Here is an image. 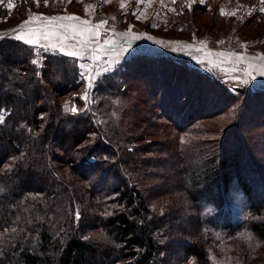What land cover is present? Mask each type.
Returning <instances> with one entry per match:
<instances>
[{
	"label": "trees",
	"instance_id": "16d2710c",
	"mask_svg": "<svg viewBox=\"0 0 264 264\" xmlns=\"http://www.w3.org/2000/svg\"><path fill=\"white\" fill-rule=\"evenodd\" d=\"M68 56L49 55L37 68L31 44L0 38V264H224L214 260V247L235 238L261 253L264 149L252 151L243 138L240 154L217 146L227 136L201 122L228 115L234 104L211 102L217 109L205 112L210 98L200 88L216 85L195 76L179 80L182 86L160 82L157 63L146 87L107 73L95 84L96 106L65 113L78 77L76 65L66 69L76 62ZM165 59L132 56L116 69L139 63L146 72ZM157 112L160 124L150 120ZM142 126L157 130L160 148L138 144ZM180 134L190 136L187 145ZM232 188L248 204L241 222Z\"/></svg>",
	"mask_w": 264,
	"mask_h": 264
},
{
	"label": "rangeland",
	"instance_id": "374dc122",
	"mask_svg": "<svg viewBox=\"0 0 264 264\" xmlns=\"http://www.w3.org/2000/svg\"><path fill=\"white\" fill-rule=\"evenodd\" d=\"M108 2L112 0H105V3ZM158 2L164 4L163 0ZM9 4L12 5L11 8L8 7ZM130 7L132 5L121 8L118 1L105 5L99 0H0V38L12 36L26 42L30 31L32 34L36 33L33 39L40 37L38 42L29 44L33 52L32 62L37 68L42 66L45 57L62 54L51 52L52 50L60 52L68 49L78 54L69 55L68 58L76 62L68 61L66 65L67 70H71L76 65L78 77L72 82L77 89L64 99L65 113L76 114L96 106L101 99L98 98L94 87L98 81H103L107 73L112 72L115 80L121 77L124 80L130 78L132 84L144 83L146 87V84L149 85V79L144 76L148 74L155 76L149 68L152 69L153 65L158 63L156 72L159 75H156L155 79L160 82L167 78L170 85L173 82L182 86L183 81L179 80L195 76L191 79L197 81L209 79L216 85L215 88L203 91L200 88L199 94L210 98L204 108L205 112L217 109L211 102L218 105L222 101L228 107L229 102L234 104L232 108L227 109L232 110L228 115L221 113L213 120L201 122L208 129L227 136L228 139L224 143L222 140L217 145L221 150L230 149L232 153L240 154V147H243L241 138L247 142V148L255 145L252 146V151L261 150V147L264 149V92H259V89H264V76L259 74L264 71V11H262L264 0H172V6L155 7L154 10L153 7L146 5L142 8H137L136 4L133 8ZM37 16L42 18L75 16L81 21H90V25H80L81 29L85 27L92 29L101 22L106 24L99 29L95 47L73 39L59 28L55 29L57 35L44 40L40 34L45 31L51 32L53 29L49 22L43 19H33L21 32L15 31L30 17ZM54 23L69 25L77 22L62 20ZM83 35L91 37L92 31L84 32ZM18 36H23V39ZM134 36L137 38L134 39ZM105 39L115 43L106 46L103 43ZM101 44L105 47H101ZM183 45H189L190 48H185ZM195 49L201 51L197 52ZM136 52L165 57L166 63L150 62L146 65V72L140 71L142 68L139 69V63L129 70L127 66L116 69ZM182 70L192 74L182 73ZM247 72H251L252 75H247ZM131 74L137 75L131 76ZM90 79L93 83L89 87ZM243 80L249 84H245ZM179 88V92L185 91L184 87ZM255 90L260 96H255L253 100L248 99L249 92ZM232 97L236 100L232 101ZM75 98H79L80 101L75 102ZM137 99L145 98L140 94ZM122 100L121 106L128 108L129 101L124 96ZM146 102L148 106L153 104L148 95ZM144 104L145 102L133 103L141 107ZM73 108L76 111H73ZM159 114V112L155 113L154 118H150L151 122L160 124L161 121L157 119ZM5 115V112H1V122ZM144 127L136 131L137 134H142L138 144L150 149L160 148L162 140L157 136V130L154 131L152 128L145 133ZM186 137L190 136L180 134L178 140L185 141ZM185 144L187 145L188 142L185 141ZM159 158L161 159V156H156V160ZM259 158L258 165L264 164V152ZM230 198L231 209L235 213L234 220L241 222L248 205L246 199L236 188L231 189ZM214 248L216 263L264 264V249L261 253H253L244 238H235Z\"/></svg>",
	"mask_w": 264,
	"mask_h": 264
},
{
	"label": "snow or ice",
	"instance_id": "6c2138e0",
	"mask_svg": "<svg viewBox=\"0 0 264 264\" xmlns=\"http://www.w3.org/2000/svg\"><path fill=\"white\" fill-rule=\"evenodd\" d=\"M8 7L11 8L12 5L9 4ZM262 11H264V9H262ZM222 14H223V12H222ZM33 19H37V20H39V19L47 20L49 22V25H51L53 31H51V32L45 31V32H43V33L40 34V36L44 40H48L50 38V36L57 35V32L55 31V29H57V28H59V29H66V28H68V29H71L72 30L73 39H79L80 36H82L84 32H87V31H90L91 30L92 31V36H91L89 42H91L93 44L96 43L97 40H98V37H99V29L101 27H103L104 24H106V22H101L99 24L94 25L92 29H89L88 27H85V28L81 29L80 28V25H85V26L90 25V21H81L78 17H75V16H67V17H43V18L37 16V17H30V19L28 21H25L24 24H22L20 26V28L17 29V30H15V31H17L18 33L21 32L24 29V26L26 24L31 23ZM62 20L76 21L77 23L76 24H69V25H65L63 23H61L59 25H56L54 23L55 21H62ZM34 36H36V33H33L32 35H30L28 37V39L26 40V42L27 43H37L38 42V39L40 37H37L36 39H33ZM18 38L23 39V36H18ZM133 38L135 39L137 37L134 36ZM149 39H150V37H149ZM103 43L107 46V45H109L111 43H115V41H110L108 39H105ZM53 47H55V45H53ZM183 47L190 48L189 45H183ZM195 51L200 52L201 49H195ZM67 54L68 55H72V56H77L78 55L75 51L68 52ZM97 59H99V57H97ZM200 62L201 63H205V61H200ZM84 74H86V73H84ZM246 74L249 75V76L252 75L251 72H247ZM259 74L262 75V76H264V71H261ZM92 83H93V81L90 79L89 80V87L91 86ZM84 98L85 99L87 98V91L85 92V97ZM72 110L73 111H76L75 108H73ZM76 216L78 218L79 217V213H77Z\"/></svg>",
	"mask_w": 264,
	"mask_h": 264
},
{
	"label": "crops",
	"instance_id": "0c3cea01",
	"mask_svg": "<svg viewBox=\"0 0 264 264\" xmlns=\"http://www.w3.org/2000/svg\"><path fill=\"white\" fill-rule=\"evenodd\" d=\"M93 1H96V0H93ZM99 1L101 3H104L105 5L106 4H109L110 5L111 3H114L115 1H118V3H119V5H120L121 8L127 7L128 5H132V7H130V8H133V5H135V4H136V7L137 8H142V7H144L146 5V6L153 7V10H154L155 7H170V5L172 6V0H163L164 1V4H160L158 2L159 0H112V2H108V3H105V0H99ZM59 4H62V3L59 2ZM63 31H65V33L67 35H70L71 37H73L72 31H70L68 29H63ZM28 35H32V32L30 31ZM90 38L91 37H88L87 35H82V36H80L79 39H76V40L82 41V42L86 43L88 46H91V47L92 46H94V47L97 46L96 44H93V43L89 42V39ZM100 46L101 47H105L102 44ZM111 47H113V46H111ZM116 48L119 49L118 47H116ZM51 52H54V53H63V54L65 53V54H67L68 52H71V51L68 50V49L67 50L63 49L60 52L58 50H55V51L52 50Z\"/></svg>",
	"mask_w": 264,
	"mask_h": 264
},
{
	"label": "water",
	"instance_id": "95a60500",
	"mask_svg": "<svg viewBox=\"0 0 264 264\" xmlns=\"http://www.w3.org/2000/svg\"><path fill=\"white\" fill-rule=\"evenodd\" d=\"M145 55L146 53H141V52H136V53H134L133 55L134 56H139V55ZM185 54V53H184ZM186 55H189V53H186Z\"/></svg>",
	"mask_w": 264,
	"mask_h": 264
}]
</instances>
